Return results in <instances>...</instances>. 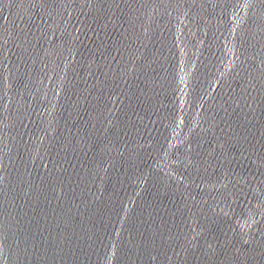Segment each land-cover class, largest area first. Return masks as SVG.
<instances>
[{
  "label": "water",
  "instance_id": "95a60500",
  "mask_svg": "<svg viewBox=\"0 0 264 264\" xmlns=\"http://www.w3.org/2000/svg\"><path fill=\"white\" fill-rule=\"evenodd\" d=\"M0 264H264V0H0Z\"/></svg>",
  "mask_w": 264,
  "mask_h": 264
}]
</instances>
